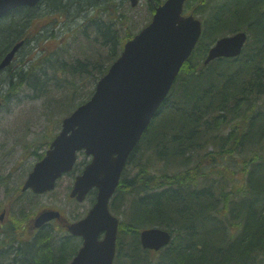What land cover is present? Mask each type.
Segmentation results:
<instances>
[{
	"label": "trees",
	"instance_id": "1",
	"mask_svg": "<svg viewBox=\"0 0 264 264\" xmlns=\"http://www.w3.org/2000/svg\"><path fill=\"white\" fill-rule=\"evenodd\" d=\"M126 1L41 0L1 19L0 58L15 42L26 44L22 32L42 3L56 17L53 27L82 18L75 34L53 35L52 48L41 46L32 61H40L36 69H1L9 70L7 95L21 81L30 88L50 81L65 92L58 102L74 101L66 115L88 99L89 84L133 36ZM160 2L147 4L148 11ZM184 11L202 16V34L128 157L135 173L125 177L126 166L111 198L110 211L124 215L117 263L264 264V0H186ZM236 31L247 33L240 55L204 64L216 39ZM76 44L81 57L71 51ZM50 100L52 108H61ZM150 227L169 231L170 242L157 251L144 249L140 230ZM14 232L9 227L2 233L10 245L8 264H65L77 248L66 234L48 236L40 229L29 242L16 243ZM47 237L54 239L50 246Z\"/></svg>",
	"mask_w": 264,
	"mask_h": 264
},
{
	"label": "water",
	"instance_id": "2",
	"mask_svg": "<svg viewBox=\"0 0 264 264\" xmlns=\"http://www.w3.org/2000/svg\"><path fill=\"white\" fill-rule=\"evenodd\" d=\"M39 1L0 0V17L13 8ZM184 1L165 0L156 6L152 20L124 44L121 55L98 80L91 98L63 118L61 130L22 187L37 193L51 190L56 179L73 168L77 151L91 155L69 193L82 201L92 188L96 189L95 202L85 217L67 225L72 235L82 238V246L69 264L113 262L119 220L108 209L109 199L130 152L201 35V21L192 14L182 15ZM130 2L134 6L138 0ZM246 37L244 31L220 37L209 48L204 64L239 55ZM22 44L23 40L13 44L1 59L0 69L10 63ZM53 218H59L58 211H44L37 217L36 226ZM170 239L169 231L159 227L140 231L143 248L158 250Z\"/></svg>",
	"mask_w": 264,
	"mask_h": 264
},
{
	"label": "rangeland",
	"instance_id": "3",
	"mask_svg": "<svg viewBox=\"0 0 264 264\" xmlns=\"http://www.w3.org/2000/svg\"><path fill=\"white\" fill-rule=\"evenodd\" d=\"M126 2L129 7L127 16L130 21H128V24L133 28V34H135L149 22L152 14L148 11V3L144 0L140 1L135 7H131L128 0ZM47 9V5L42 3L33 10V15L31 16V18H33L30 21V26L25 28L22 32L27 42L12 61L10 66L12 71L24 68L28 66V64H34V68L36 69L40 61H32L40 56L41 46L44 43L47 44L49 48H52L56 43V38L64 34L73 35L76 33L77 26L81 23L82 18L75 17L67 19L53 27V22L56 20V17L48 14ZM188 13L190 12H187V14ZM194 15L203 21L201 15L196 13H194ZM9 19L10 18H8V20ZM59 19H62V17ZM40 28L41 30L38 31ZM2 35L3 34H0V36ZM53 35H55L56 38H53ZM46 39L49 41L47 42ZM81 42H84L81 43L83 48L87 49L84 47L85 41L81 40ZM1 43L3 44L4 40H2ZM78 44L74 45L71 51L81 57L83 55L79 54L81 49L78 47ZM23 64L26 65L23 67ZM24 69L27 70V68ZM8 72L9 70L7 69L0 72V81L5 79L0 84V95L4 96V98L0 96V98L3 99V104L0 108V211L3 207L7 208L6 217L4 216V224L12 222L14 225L20 226L12 235V238L18 243L20 239H27V237H30L28 236L29 233L25 226L29 214H34L42 208L54 207L60 210L67 220L71 221L84 215L94 202V194L88 195L85 200L81 202H77L68 197V191H70L72 187L74 177L79 174L84 165L89 162V157L84 153H79L73 171L59 178L54 190L42 195L32 193L31 196L24 195L26 191H21V185L26 179L27 174L32 169L34 163L39 159L38 155L42 151H45L48 146L47 144L44 145V143L38 147L37 145L41 140L48 142L49 139L51 140L55 134L58 133L61 127V120L66 116L64 113L70 110L74 101L71 102V105L70 102L65 105V100L58 102L57 98L65 92H62L63 90L58 91L55 87H51L52 84L50 81L36 88H30L25 81H21L19 84L12 87L11 93L7 95V91L10 88V86H7L6 81ZM94 85L95 83L92 85L90 83L89 90L92 89L93 91ZM83 87L86 88L88 86L85 84ZM53 97L55 104H58L61 108L56 105L53 108L51 107L54 101H49V99ZM134 171L133 167L127 166L125 177H131L135 173ZM15 196L17 197L14 200ZM11 200L14 201L12 202ZM111 212L118 217L119 221L124 219L123 213L121 215H116L113 211ZM54 233L56 236L58 235V237L62 235L58 230L54 231ZM63 234L65 233L63 232ZM0 238H5V235L1 232ZM80 244L79 242L77 248ZM120 250L125 253V247ZM7 253L8 250H4L0 253V264H7ZM118 255L119 250L117 249L114 264L119 257Z\"/></svg>",
	"mask_w": 264,
	"mask_h": 264
},
{
	"label": "flooded vegetation",
	"instance_id": "4",
	"mask_svg": "<svg viewBox=\"0 0 264 264\" xmlns=\"http://www.w3.org/2000/svg\"><path fill=\"white\" fill-rule=\"evenodd\" d=\"M31 194H32L31 191H26L24 193V195H27V196H31ZM16 197L17 196L14 197V200H15ZM14 200H11V201L13 202ZM46 209H55V208L54 207L42 208L38 212L28 215V219L26 220L25 226H26V230L29 233L28 236H30V237H27V239H20L19 242H22V243L29 242V239L32 240L36 236L37 232H39L40 229H37V226H36V223H35V219H36V217L39 215V213L41 211L46 210ZM6 214H7V208L3 207V209L0 211V228H1L0 232L3 233L4 230L9 228V227H12V229H14V231H16V228L19 229L20 226L19 225H14L12 222H10L9 224H7V223L4 224V222H5L4 221V216ZM66 225H67V222H66L65 218H63L61 216L60 219H53L51 221H48V222L44 223L41 226V229L45 230V232H47L48 236L53 235V234L55 235L54 231H56V230L60 231V233L63 234V232H65V233L67 232ZM45 232H43V234H45ZM66 236L71 237L68 233H66ZM47 239H49V240H47ZM47 239L46 240L44 239L43 241L46 242V243H49V246H50L51 242H53L54 239L53 238L50 239L48 237H47ZM78 240L80 242L81 238H79ZM14 242H15V240H14ZM0 244H5L4 246L0 247V253H2L4 250H8L9 251V246L10 245H9V240H8L7 237H5L0 242ZM67 248H69V247H67ZM7 256H9L8 253H7Z\"/></svg>",
	"mask_w": 264,
	"mask_h": 264
}]
</instances>
